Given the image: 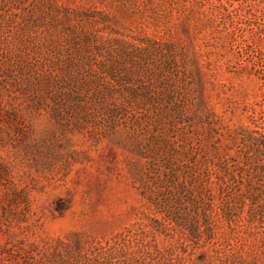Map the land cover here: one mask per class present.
Wrapping results in <instances>:
<instances>
[{
    "label": "rangeland",
    "instance_id": "374dc122",
    "mask_svg": "<svg viewBox=\"0 0 264 264\" xmlns=\"http://www.w3.org/2000/svg\"><path fill=\"white\" fill-rule=\"evenodd\" d=\"M0 264H264V0H0Z\"/></svg>",
    "mask_w": 264,
    "mask_h": 264
}]
</instances>
